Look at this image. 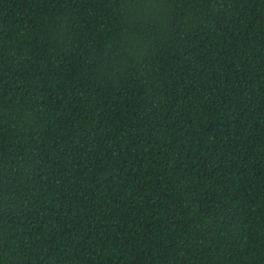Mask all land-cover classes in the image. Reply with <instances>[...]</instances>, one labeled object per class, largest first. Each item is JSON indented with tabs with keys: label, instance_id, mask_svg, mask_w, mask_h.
I'll list each match as a JSON object with an SVG mask.
<instances>
[{
	"label": "trees",
	"instance_id": "16d2710c",
	"mask_svg": "<svg viewBox=\"0 0 264 264\" xmlns=\"http://www.w3.org/2000/svg\"><path fill=\"white\" fill-rule=\"evenodd\" d=\"M0 264H264V0H0Z\"/></svg>",
	"mask_w": 264,
	"mask_h": 264
}]
</instances>
